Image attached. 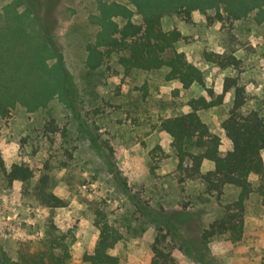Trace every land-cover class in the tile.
<instances>
[{"label":"rangeland","instance_id":"374dc122","mask_svg":"<svg viewBox=\"0 0 264 264\" xmlns=\"http://www.w3.org/2000/svg\"><path fill=\"white\" fill-rule=\"evenodd\" d=\"M11 1L0 0V12ZM241 1L217 0V6L188 12L183 6L161 12L159 20L164 30L181 32L175 50L203 70L206 86L219 94L226 77L237 78L245 94L242 110H256L264 119V0L246 13L228 11ZM101 3L116 9L103 10ZM39 5L56 56L45 62L46 80L37 85L41 93L16 100L0 114L4 166L19 163L33 173L27 182L8 183L0 172V261H9L1 264H54L49 254L58 252L59 240L70 254L65 264H84L82 255L93 250L103 220L122 235L111 249L120 264H149L158 230L175 264H259L264 206L257 194L245 202L239 241L224 236L204 241L203 228L238 189L226 185L219 196L208 192L199 177L189 175L190 160L178 167L171 138L160 128L161 119L188 112L187 100L201 95L202 86L183 89L165 78L164 67L126 71L118 51L106 55L103 46L98 47L102 60L89 67L88 46L95 44L105 19L117 28L141 22L135 2L40 0ZM205 53L219 60L233 56L236 62L222 68ZM232 99L231 88L220 105L197 111L221 137L222 151L229 142L220 123ZM261 154L264 159V150ZM211 167L204 161L202 171ZM248 179L253 187L260 181L254 174ZM41 187L64 205H43Z\"/></svg>","mask_w":264,"mask_h":264},{"label":"trees","instance_id":"16d2710c","mask_svg":"<svg viewBox=\"0 0 264 264\" xmlns=\"http://www.w3.org/2000/svg\"><path fill=\"white\" fill-rule=\"evenodd\" d=\"M133 1L143 14L141 22L127 21L117 28L104 18L105 25L95 44L88 46L89 67L95 68L100 63L103 52L98 47L103 46L107 48L106 55L118 51V60L126 71L134 68L151 71L164 67L167 69L165 78L176 80L183 89L192 84L202 86L201 95L187 100L190 110L161 119L160 128L171 138L178 167L182 168L183 162L190 160L189 175L199 177L208 192H216L219 196L226 185L238 189L236 197L222 205L221 214L203 228L201 233L204 241L224 236L230 242H237L243 235L245 202L249 195L257 194L264 206V159L261 154L264 150V119L256 110H242L245 94L237 78L226 77L222 93L219 94H215L212 87L206 86L203 70L187 61L183 52L175 50L176 43L182 39L181 32L175 28L164 30L159 20L161 12L183 6L187 12L195 7L204 10L217 6V0ZM258 2L259 0H242L241 4L233 5L228 11L234 15L246 13L251 7L258 5ZM39 4L40 0H14L4 5L0 12V114L7 113V106H12L16 100L28 97L29 94L32 99L41 93L37 85L46 80L45 62L56 56V47L45 18L37 13ZM101 4L103 10L110 12L116 9L113 5ZM18 5L23 6L21 11H18ZM205 57L222 68L236 62L233 56L219 60L218 56L214 58L213 54L205 53ZM231 88L232 106L220 123L229 147L222 151L221 137L210 130L197 111L220 105L223 93ZM46 90L48 91V87ZM204 161L211 162L212 167L202 171ZM0 172L8 183L15 180L27 182L33 175L32 170L23 164L13 163L6 168L1 157ZM251 174L260 177L255 187L248 179ZM39 194L43 205H64L61 198L43 187L39 188ZM121 238L117 228L106 220L101 221L93 250L82 255V262L120 264L119 256L113 254L111 249ZM164 240L165 235L159 234L158 230L151 245L149 264H175L170 250L164 246ZM56 247L58 252H50V261L65 264L70 258L67 244L59 240ZM1 262L9 261L3 257L0 264ZM198 264L204 263L200 261ZM259 264H264V256Z\"/></svg>","mask_w":264,"mask_h":264}]
</instances>
